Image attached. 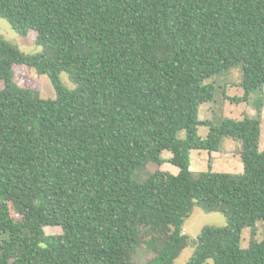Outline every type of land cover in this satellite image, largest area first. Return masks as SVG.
<instances>
[{
    "label": "trees",
    "instance_id": "obj_1",
    "mask_svg": "<svg viewBox=\"0 0 264 264\" xmlns=\"http://www.w3.org/2000/svg\"><path fill=\"white\" fill-rule=\"evenodd\" d=\"M0 17L43 47L0 34V264H132L141 248L155 253L145 264H173L195 206L227 225L204 227L187 264H264V103L254 117L200 119L209 80L232 68L239 102L264 95V0H0ZM34 70L56 98L16 81ZM227 137L242 143L243 172L191 169L194 150ZM151 162L180 172L138 182ZM258 223L263 239L243 248Z\"/></svg>",
    "mask_w": 264,
    "mask_h": 264
},
{
    "label": "rangeland",
    "instance_id": "obj_2",
    "mask_svg": "<svg viewBox=\"0 0 264 264\" xmlns=\"http://www.w3.org/2000/svg\"><path fill=\"white\" fill-rule=\"evenodd\" d=\"M0 34L7 40L17 44L22 51L28 54H33L42 51L43 47L37 44L36 33L31 31L29 35L23 36L17 33L11 24L5 19L0 17ZM242 78V69L240 67L232 68L225 72L223 75L216 76L209 80L216 86V96L211 106L204 105L200 110L203 119H212L214 124L218 125L223 120L228 118L242 119L245 116L254 117L255 113L252 112L254 105L252 102H239L237 99L244 95L243 88L241 87L240 80ZM61 80L63 84L69 88L74 89L75 84L69 78L66 72L61 73ZM16 81L25 88H32L37 82L41 84L42 96L44 98H56L57 91L47 74L40 75L35 70L29 73H21L16 77ZM255 97H260V101L264 103V95L261 93L256 94ZM253 108V109H252ZM263 124H262V142L264 145V106L262 109ZM254 111V110H253ZM252 112V113H251ZM210 128L208 126H201L199 136L206 139ZM237 153L239 146L235 142L230 145ZM238 160V158H236ZM211 162V159H210ZM160 166L156 163H149L146 167L142 168L135 175L138 182H143L148 179ZM18 218L20 216L18 215ZM227 225V219L221 212L207 213L200 206H195L191 216L186 219L184 232L189 235V244L181 252L179 257L173 264H187L190 258L195 254V240L206 226L224 227ZM63 230L61 227L48 226L46 233L59 234ZM253 238L257 241L263 239V225L258 223L256 233L253 235L251 228H246L242 235V247L249 248ZM155 255L154 252L141 248L134 256L132 264H145L149 259Z\"/></svg>",
    "mask_w": 264,
    "mask_h": 264
},
{
    "label": "crops",
    "instance_id": "obj_3",
    "mask_svg": "<svg viewBox=\"0 0 264 264\" xmlns=\"http://www.w3.org/2000/svg\"><path fill=\"white\" fill-rule=\"evenodd\" d=\"M242 79H243V75L240 80V83L242 82ZM255 98H256L255 96H252L250 102H252L255 108V109L252 108L254 110V111L252 110V112L256 114L257 112L256 103L254 102ZM211 104H213V101L203 104L200 110L203 108L204 105L211 106ZM200 119L213 121L211 118L203 119L201 117V112H200ZM235 142L239 146L237 157L235 155V151L233 147L230 146L231 143L235 144ZM241 149H242V143L240 141L227 137L224 139L220 151H215L212 152V154H210L206 150H194L191 156V169L195 172L207 171L211 169L214 172L241 173L244 171V163L241 157ZM261 150H264L262 139H261ZM163 157L168 161L172 157V153L169 151H165L163 153ZM236 158H238V160ZM160 169L170 171L173 174H178L180 172V169L177 166L169 162H165L163 165H161Z\"/></svg>",
    "mask_w": 264,
    "mask_h": 264
}]
</instances>
